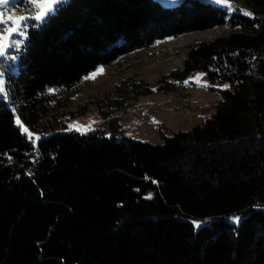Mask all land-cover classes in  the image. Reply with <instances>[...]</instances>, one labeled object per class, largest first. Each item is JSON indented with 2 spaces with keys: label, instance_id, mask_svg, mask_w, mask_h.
Returning a JSON list of instances; mask_svg holds the SVG:
<instances>
[{
  "label": "trees",
  "instance_id": "trees-1",
  "mask_svg": "<svg viewBox=\"0 0 264 264\" xmlns=\"http://www.w3.org/2000/svg\"><path fill=\"white\" fill-rule=\"evenodd\" d=\"M241 1L250 16L209 0H62L28 24L2 65L0 264H264V0ZM223 24L238 30L191 43L155 82L128 75L114 87L122 97L95 101L101 117L112 112L109 134L57 130L33 144L15 123L38 130L48 90L74 89L99 64ZM197 70L227 86L201 124L160 131L158 143L115 133L123 96Z\"/></svg>",
  "mask_w": 264,
  "mask_h": 264
},
{
  "label": "rangeland",
  "instance_id": "rangeland-1",
  "mask_svg": "<svg viewBox=\"0 0 264 264\" xmlns=\"http://www.w3.org/2000/svg\"><path fill=\"white\" fill-rule=\"evenodd\" d=\"M159 1L166 5H172L180 0ZM209 1L213 2V0ZM14 2L15 0H11L10 8L23 10L27 14L28 4L16 5ZM221 5L226 6L229 10L237 6L245 12L252 13V8L244 5L241 0H227V5L231 7L226 4ZM31 21L34 20H29L27 24ZM233 30H238V28H230L223 24L207 29L189 31L176 37L157 40L148 47L133 50L108 65L99 64L84 76L74 89L67 92H58L55 88L48 90L54 95L50 102L49 111L38 122V130L32 131L24 123L23 125L39 137L52 131L75 129L70 126H80V132L99 127L104 129L106 134H109L111 128L108 123L112 112L108 110L107 116L105 118L101 117L98 112L99 106L95 101L122 97L114 87L128 75L155 82L162 74L180 66L187 46L191 43L197 40H209ZM25 36L26 34L23 37L14 36L13 40L19 43V47L10 48L5 57H0V59H3L0 62V73H2L0 79L4 80L2 65L15 58ZM101 68L103 69L102 74L96 75L95 79H88ZM201 76L200 83H206L207 88H202L195 83L196 79ZM224 86V83H210L206 73L197 70L187 75L181 82H176L174 87L167 90H159L143 95L128 93L123 96L125 104L120 109L113 111V114L119 118L120 123L119 127L115 129V133L118 136L127 135L153 143L161 142L160 131L169 134L178 129H188L193 125L201 124L203 119L214 109L215 102L220 96L218 89ZM5 92L6 94H0V97H7L6 87ZM87 100L90 101L89 109L83 114L72 116L71 112ZM232 219L236 221L237 217ZM200 221L194 220V223Z\"/></svg>",
  "mask_w": 264,
  "mask_h": 264
},
{
  "label": "snow or ice",
  "instance_id": "snow-or-ice-1",
  "mask_svg": "<svg viewBox=\"0 0 264 264\" xmlns=\"http://www.w3.org/2000/svg\"><path fill=\"white\" fill-rule=\"evenodd\" d=\"M214 3L226 4L227 0H213ZM62 3V0H27L29 9L27 14L23 10L16 9L13 10L9 7L11 0H0V57H5L10 48H18L19 43L13 40L14 36H24L28 27L27 22L29 20H34L37 22H42L52 13L58 4ZM231 7L230 5H227ZM245 16H250L251 13L245 12ZM103 69H99L97 72L93 73L88 79H95L96 75L102 74ZM2 75V73H0ZM201 77H198L195 83L202 88H207L206 83H200ZM227 87V86H225ZM0 94H6L5 92V82L0 79ZM16 125L21 129V131L27 134L28 138L35 144L36 141L40 139L38 135H34L29 131L27 127L23 125L20 118L15 119ZM74 127L75 130L80 131V126H70ZM238 219V218H237ZM195 227H199V223H194Z\"/></svg>",
  "mask_w": 264,
  "mask_h": 264
}]
</instances>
